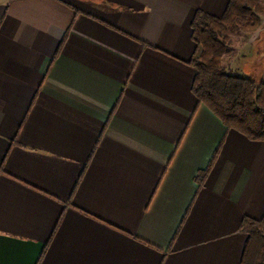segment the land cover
<instances>
[{
    "label": "crops",
    "instance_id": "0c3cea01",
    "mask_svg": "<svg viewBox=\"0 0 264 264\" xmlns=\"http://www.w3.org/2000/svg\"><path fill=\"white\" fill-rule=\"evenodd\" d=\"M229 1L0 0V264H242L264 141L189 63L197 10Z\"/></svg>",
    "mask_w": 264,
    "mask_h": 264
},
{
    "label": "trees",
    "instance_id": "16d2710c",
    "mask_svg": "<svg viewBox=\"0 0 264 264\" xmlns=\"http://www.w3.org/2000/svg\"><path fill=\"white\" fill-rule=\"evenodd\" d=\"M264 26V0H230L221 16L197 10L192 22L197 48L190 64L196 70L193 91L231 129L251 140L264 141V80L228 71L224 66L236 34H252ZM216 150L207 168L198 173L203 186L219 155ZM248 234L242 264H264V216H245Z\"/></svg>",
    "mask_w": 264,
    "mask_h": 264
},
{
    "label": "rangeland",
    "instance_id": "374dc122",
    "mask_svg": "<svg viewBox=\"0 0 264 264\" xmlns=\"http://www.w3.org/2000/svg\"><path fill=\"white\" fill-rule=\"evenodd\" d=\"M261 30L262 33L256 38L253 47L247 45L250 35L243 33L233 36L230 43L231 50L225 57V68H229L231 65L233 70H236L235 73L253 75L259 80H264V29L262 28ZM233 61L234 64H232ZM244 64H249L246 71L238 68Z\"/></svg>",
    "mask_w": 264,
    "mask_h": 264
}]
</instances>
